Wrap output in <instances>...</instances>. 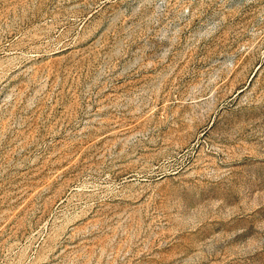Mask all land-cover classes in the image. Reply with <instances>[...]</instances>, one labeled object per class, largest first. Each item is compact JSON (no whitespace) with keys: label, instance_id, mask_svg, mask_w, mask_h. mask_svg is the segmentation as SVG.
<instances>
[{"label":"rangeland","instance_id":"obj_1","mask_svg":"<svg viewBox=\"0 0 264 264\" xmlns=\"http://www.w3.org/2000/svg\"><path fill=\"white\" fill-rule=\"evenodd\" d=\"M0 264H264V0H0Z\"/></svg>","mask_w":264,"mask_h":264}]
</instances>
